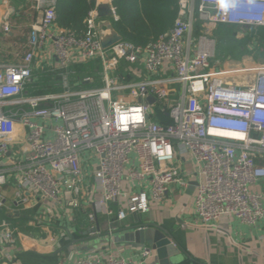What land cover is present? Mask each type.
<instances>
[{
    "label": "built area",
    "instance_id": "obj_1",
    "mask_svg": "<svg viewBox=\"0 0 264 264\" xmlns=\"http://www.w3.org/2000/svg\"><path fill=\"white\" fill-rule=\"evenodd\" d=\"M30 1L37 16L27 52L19 63H0V210L7 208L3 188L15 174V204L44 210L32 227L60 207L77 211L84 200L95 209L90 220L103 214L124 221L166 202L172 186L193 183L194 212L204 224L225 217L252 226L264 220V64L212 66L213 29L264 28V0H236L224 15L216 0H180L168 34L145 47L122 38L107 49L98 11L107 8L117 21L115 0H95L82 36L57 25L56 0ZM2 29L13 33L10 12ZM94 61L101 63L102 85L74 89L70 68ZM46 66L61 75L62 92L28 96L34 73ZM133 107L142 108L144 119L124 130L119 116ZM18 126L27 131L28 148L11 156ZM183 163L193 170H183ZM85 171L94 179L90 188ZM123 199L126 207L115 212L111 204L122 206ZM20 234L12 222H0V264L14 262L10 250ZM74 264L133 263L109 255Z\"/></svg>",
    "mask_w": 264,
    "mask_h": 264
},
{
    "label": "crops",
    "instance_id": "obj_2",
    "mask_svg": "<svg viewBox=\"0 0 264 264\" xmlns=\"http://www.w3.org/2000/svg\"><path fill=\"white\" fill-rule=\"evenodd\" d=\"M6 12L11 13L14 26L13 33L9 35H5L2 29ZM36 16L30 0H0V63L20 62L27 52L30 35L27 30L32 31ZM110 17H99L100 22H111ZM46 57L44 54L41 59ZM42 70L52 72L48 66ZM127 79L125 81H130ZM26 139L27 131L18 126L11 156L25 153L28 148ZM4 168H10V163H5ZM183 170L191 172L193 169L188 163H183ZM85 175V183L90 188L94 179L89 171H85ZM14 177L15 174H11L3 188L7 208L0 210V222L10 221L21 232L16 248L10 250L14 261L11 264H74L80 258L106 259L109 255L133 264H163L155 251L145 257L148 246L138 244V239L134 243L124 240L123 231L136 233L134 230L148 225H156L170 233L184 250L181 254L184 264H264V220L252 226L239 219L225 217L204 224L194 212V186L185 189L174 185L166 202L151 203L149 212L130 213L124 221L103 214H97L95 220H90L89 216L95 213V209L84 200L77 211L60 207L51 216H44L41 226L32 227L30 221L37 211L44 213L43 207L24 210L22 205L15 204ZM261 185L264 192V181ZM92 198L97 200L100 194L95 193ZM126 199H123L122 206L111 204V208L115 212L125 208ZM97 227L95 232L87 233Z\"/></svg>",
    "mask_w": 264,
    "mask_h": 264
},
{
    "label": "trees",
    "instance_id": "obj_3",
    "mask_svg": "<svg viewBox=\"0 0 264 264\" xmlns=\"http://www.w3.org/2000/svg\"><path fill=\"white\" fill-rule=\"evenodd\" d=\"M180 0H115L118 20L110 17L113 29L126 41L145 47L168 34L179 14ZM95 0H56L57 25L82 36L86 32L88 13L94 9ZM195 30L201 31V24L195 22ZM31 30H27V34ZM197 33V34H198ZM212 36L216 41V56L212 62L215 68H223L229 62L248 59L264 63V28L217 25ZM71 85L81 88L100 87V61L75 65ZM92 77L93 83H83ZM128 80V79H127ZM33 83L26 87L28 96L62 92V77L59 73L40 70L33 76Z\"/></svg>",
    "mask_w": 264,
    "mask_h": 264
},
{
    "label": "water",
    "instance_id": "obj_4",
    "mask_svg": "<svg viewBox=\"0 0 264 264\" xmlns=\"http://www.w3.org/2000/svg\"><path fill=\"white\" fill-rule=\"evenodd\" d=\"M99 17L112 16L110 10L99 9ZM99 31L101 33V44L104 49H107L114 44L122 40V37L113 29L110 21H101L99 23ZM149 102L153 103L154 99L149 98ZM192 186H196L193 183ZM97 228L89 229L87 233L95 232ZM136 233L127 231L124 234V240L126 242H137L138 244L145 246L150 252L155 251L159 260L163 261V264H184L181 254L184 250L178 245L174 238L161 227L156 225H148L147 228H139L134 230Z\"/></svg>",
    "mask_w": 264,
    "mask_h": 264
},
{
    "label": "clouds",
    "instance_id": "obj_5",
    "mask_svg": "<svg viewBox=\"0 0 264 264\" xmlns=\"http://www.w3.org/2000/svg\"><path fill=\"white\" fill-rule=\"evenodd\" d=\"M216 6L218 12L221 15L229 13L237 7L236 0H216ZM144 117L142 115L141 107H133L129 112L121 113L119 120L124 130H127L129 124H138L143 121ZM155 150V149H154Z\"/></svg>",
    "mask_w": 264,
    "mask_h": 264
},
{
    "label": "rangeland",
    "instance_id": "obj_6",
    "mask_svg": "<svg viewBox=\"0 0 264 264\" xmlns=\"http://www.w3.org/2000/svg\"><path fill=\"white\" fill-rule=\"evenodd\" d=\"M244 61L242 62H229L227 63L225 66H228V67H233V66H243V65H259V64H264V63H257V62H254V61H251V60H248V59H243Z\"/></svg>",
    "mask_w": 264,
    "mask_h": 264
}]
</instances>
